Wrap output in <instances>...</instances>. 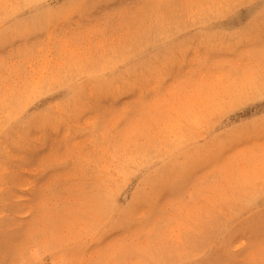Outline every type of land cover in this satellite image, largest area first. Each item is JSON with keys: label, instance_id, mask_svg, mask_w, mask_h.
<instances>
[{"label": "rangeland", "instance_id": "1", "mask_svg": "<svg viewBox=\"0 0 264 264\" xmlns=\"http://www.w3.org/2000/svg\"><path fill=\"white\" fill-rule=\"evenodd\" d=\"M0 264H264V0H0Z\"/></svg>", "mask_w": 264, "mask_h": 264}]
</instances>
